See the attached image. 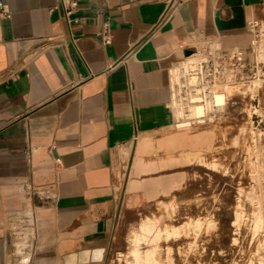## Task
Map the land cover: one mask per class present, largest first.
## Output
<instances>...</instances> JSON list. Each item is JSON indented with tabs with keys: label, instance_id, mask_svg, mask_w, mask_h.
Wrapping results in <instances>:
<instances>
[{
	"label": "crops",
	"instance_id": "0c3cea01",
	"mask_svg": "<svg viewBox=\"0 0 264 264\" xmlns=\"http://www.w3.org/2000/svg\"><path fill=\"white\" fill-rule=\"evenodd\" d=\"M0 3V264H105L120 217L218 146L179 129L171 70L201 42L250 49L264 0Z\"/></svg>",
	"mask_w": 264,
	"mask_h": 264
},
{
	"label": "rangeland",
	"instance_id": "374dc122",
	"mask_svg": "<svg viewBox=\"0 0 264 264\" xmlns=\"http://www.w3.org/2000/svg\"><path fill=\"white\" fill-rule=\"evenodd\" d=\"M251 29L248 50L201 42L173 67L202 61L204 115L190 116L186 88L172 87V106L179 129L212 127L218 146L179 164L189 174L162 201L120 217L105 264H264V21Z\"/></svg>",
	"mask_w": 264,
	"mask_h": 264
},
{
	"label": "bare ground",
	"instance_id": "6f19581e",
	"mask_svg": "<svg viewBox=\"0 0 264 264\" xmlns=\"http://www.w3.org/2000/svg\"><path fill=\"white\" fill-rule=\"evenodd\" d=\"M215 45V44H214ZM198 55V54H195ZM187 57L185 62L182 63L181 69L171 70V84L173 89L176 92H180L183 88H186V91H189L188 103L187 106H194V110L191 113V117L200 118L204 115V107L203 106H195L198 104L204 103V94L205 91L203 89H199L200 83L202 82V77L199 76L202 74L201 65L202 61L199 64H193L196 57ZM188 61H192L189 63ZM206 61V60H205ZM203 60V62H205ZM184 84V85H183ZM174 101V97H173ZM224 101L223 96H218L216 99V103L218 104L215 107H218ZM19 264H29L28 258H23L20 260Z\"/></svg>",
	"mask_w": 264,
	"mask_h": 264
},
{
	"label": "built area",
	"instance_id": "2783aa9c",
	"mask_svg": "<svg viewBox=\"0 0 264 264\" xmlns=\"http://www.w3.org/2000/svg\"><path fill=\"white\" fill-rule=\"evenodd\" d=\"M65 11H66V16L69 17L73 11H74V3H68L65 6ZM10 9L8 7L7 4L5 3H0V15L4 18V19H9L10 18ZM235 55H237L239 60H242V52L239 51L238 53H234Z\"/></svg>",
	"mask_w": 264,
	"mask_h": 264
}]
</instances>
